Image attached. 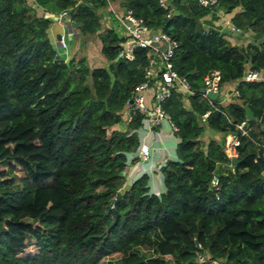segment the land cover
<instances>
[{
  "label": "trees",
  "instance_id": "1",
  "mask_svg": "<svg viewBox=\"0 0 264 264\" xmlns=\"http://www.w3.org/2000/svg\"><path fill=\"white\" fill-rule=\"evenodd\" d=\"M112 2L178 41L174 68L194 91L163 104L180 142L160 195L149 193L148 174L120 192L144 117L125 109L149 51L119 57ZM236 9L232 25L263 38L264 0H0V264H264V41L228 42L217 21ZM63 10L100 41L106 66L58 58L50 27ZM211 70L221 92L238 83L240 96L203 98ZM248 70L263 79L242 80ZM248 107L255 120L232 169L226 139Z\"/></svg>",
  "mask_w": 264,
  "mask_h": 264
},
{
  "label": "built area",
  "instance_id": "2",
  "mask_svg": "<svg viewBox=\"0 0 264 264\" xmlns=\"http://www.w3.org/2000/svg\"><path fill=\"white\" fill-rule=\"evenodd\" d=\"M203 7L214 8L220 0H198ZM160 6L166 8L168 0H159ZM119 21V32L124 40L121 42L119 57L127 61H134L138 49L149 51L148 65L144 69V80L139 83L132 92L125 109V115L129 118L134 114H142L143 128L151 129L166 120L170 123L174 131L177 127L173 123L171 116L165 110L163 104L175 93L182 96H189L194 93L192 85L186 76L180 75L174 68L173 58L179 46L178 41L170 34L153 29L146 24L143 18L137 17L132 10L123 12H113ZM61 21L64 16H69V10L59 13ZM106 26H109V17L105 18ZM232 31L241 32L234 25ZM62 46L67 47L68 43L65 36L61 37ZM263 79V74L256 70H248L242 80L254 82ZM221 73L219 70H211L204 77V90L202 97L209 100L211 104L215 101L209 97V93L218 92L221 96ZM236 87L229 92L231 98H238L240 92ZM224 100V98H222ZM217 100V99H216ZM132 101V102H130ZM248 118L237 124V132L230 133L225 143V152L229 159L238 157V148L241 144L240 135H247L246 129ZM140 155L144 160L150 156V147L142 144ZM233 169L234 164L230 165ZM220 177L213 174L211 187L216 191L220 190ZM114 206V205H113ZM212 264H221L214 260Z\"/></svg>",
  "mask_w": 264,
  "mask_h": 264
},
{
  "label": "crops",
  "instance_id": "3",
  "mask_svg": "<svg viewBox=\"0 0 264 264\" xmlns=\"http://www.w3.org/2000/svg\"><path fill=\"white\" fill-rule=\"evenodd\" d=\"M110 9L112 12H123L124 10L116 2L110 3ZM40 13L44 14L43 8H38ZM240 9H236V11L227 14L230 21H226L224 24L222 19L217 21V25L221 26L222 31L226 34L225 38L233 45H239L242 47H246L250 43L260 44L264 41V37L256 40L254 38V32L249 30L246 32H235L232 31V23L231 19L234 16L235 12H238ZM222 14H220V17ZM230 22L231 27L227 24ZM58 32H54L51 24L50 32L53 40L56 43L60 56L70 59L75 54H80L81 52V44H82V35L77 27L72 25V22L67 24L66 21L61 20L56 22ZM65 36L70 38V51L68 54L64 53L59 49V43L61 44L59 37ZM72 38V39H71ZM62 45V44H61ZM68 48V47H66ZM96 50H98L97 58L101 64L99 66H106L107 62L102 59L100 56L101 43L96 40ZM92 57V56H91ZM95 59V58H94ZM91 61V60H88ZM94 61L90 62V65ZM236 87V83L227 86L222 92L221 97L217 99H221L222 102H229L235 98H231L229 96V92ZM224 98V100L222 99ZM140 136V147L142 144H147L150 147V156L147 160H144L140 155V147L136 152L130 153L128 155V162L126 169L124 170V184L120 190L121 193H124L130 190L132 184L140 178L144 174H148L149 176V193L160 195L166 191V186L164 183V174L162 171V167L165 166L169 161H177V147L180 142V138L177 136L176 131H174L170 125V123L166 120L162 121V123L158 126L152 127L151 129L141 128L139 130ZM219 138V136H217Z\"/></svg>",
  "mask_w": 264,
  "mask_h": 264
},
{
  "label": "rangeland",
  "instance_id": "4",
  "mask_svg": "<svg viewBox=\"0 0 264 264\" xmlns=\"http://www.w3.org/2000/svg\"><path fill=\"white\" fill-rule=\"evenodd\" d=\"M220 14H222V16L220 17V19H222L223 23L225 24L226 21H230L229 17H227V13H223V12H220ZM55 16V22H53V26L52 27L54 29V32H58L57 30V26H56V22H58L59 18H60V15L59 14H56L54 15ZM64 21L67 22V24L71 23V19H70V16H64L62 17ZM227 24L231 27L232 25L230 24V22H227ZM72 39V38H71ZM66 41L68 43V48L62 46L60 43H59V49L62 50L64 53L68 54L69 51H70V38L69 37H66ZM81 52L79 54V56H85L88 58V60H91V61H94L91 65H96V64H101L97 58V55H98V50H96V41L93 40V39H90L89 37H85V38H82V44H81ZM92 56V57H91ZM95 58V59H94ZM89 61V63L91 62ZM22 174V173H19V175Z\"/></svg>",
  "mask_w": 264,
  "mask_h": 264
},
{
  "label": "water",
  "instance_id": "5",
  "mask_svg": "<svg viewBox=\"0 0 264 264\" xmlns=\"http://www.w3.org/2000/svg\"><path fill=\"white\" fill-rule=\"evenodd\" d=\"M72 25L76 26V23L75 22H72ZM60 57L61 56L58 55V58H60ZM218 96H219V93L218 92H211V93H209V97L212 98V99H215L216 100L218 98ZM130 102H132V101H130ZM246 114H247L248 121L255 120V115H254L253 111L251 110V108L248 107L246 109ZM238 162H239V160L237 158H234L232 160V163L234 165H237Z\"/></svg>",
  "mask_w": 264,
  "mask_h": 264
}]
</instances>
